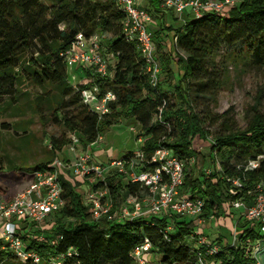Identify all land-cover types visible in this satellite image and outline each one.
I'll return each mask as SVG.
<instances>
[{
    "label": "trees",
    "instance_id": "trees-1",
    "mask_svg": "<svg viewBox=\"0 0 264 264\" xmlns=\"http://www.w3.org/2000/svg\"><path fill=\"white\" fill-rule=\"evenodd\" d=\"M145 9L149 15L163 18L157 0H149ZM124 18L123 9L114 0H0V111L16 118L0 123V128L18 135L17 147L22 152L38 141L28 129L34 118L43 130L48 124L63 129L59 136H48L45 157L33 166H11L0 174L6 184L0 185V195L6 192L5 188L32 179L34 171L48 169L57 153L72 143L66 132L77 134L86 148L120 118H128L140 125L137 137L143 142L137 150L144 159L134 157L137 150L127 152L122 156L126 167L129 160L134 170L151 167L147 162L154 150L164 147L184 162L180 193L203 199L200 216L207 217L214 208H221L226 215L225 207L228 211L235 200L251 205L256 185L261 184L264 191V112L251 107L240 128L228 110L216 114L210 106L216 102L219 88L218 57L222 50L242 46L253 65H264V0H240L220 13L184 15L179 26L162 21L154 31L148 27L157 45L162 72L174 80L168 94L161 83L156 87L149 85L140 51L124 36ZM169 32L173 33V47L165 52L159 38L167 37ZM77 33L85 39L101 34L102 53L105 41L113 59L108 64L109 77L93 76L85 69L75 71L78 76L93 77L102 91H111L109 113L101 118L82 103L79 90L69 80L62 53L71 47ZM172 62L177 66L176 72L170 69ZM215 125V131L209 130ZM210 135L214 137L211 150L219 161L218 167L206 173V160L193 149L192 142L195 138L206 140ZM191 158L198 167L197 175L187 169ZM250 160L258 163L247 169ZM114 174L106 176L114 210L128 195H145L137 184L122 182ZM58 179L64 205L52 215L50 229H32L30 224L23 226L21 232L26 249L40 255L38 264H53L47 260L49 255L60 258L62 264H139L132 257V250L145 238L158 264H196L197 253L203 257L205 247L197 243L192 218L167 213L94 220L76 183L63 173ZM232 180L240 186H234ZM11 197L10 192L0 201L7 202ZM236 215V223L241 226L234 227L243 242L234 246L229 241L222 244L209 240L219 249L204 257L205 264H256L253 257L246 255L244 244L264 235L257 222L244 219L241 213ZM39 236L42 239H37ZM0 264L34 263L18 260L2 248L0 241Z\"/></svg>",
    "mask_w": 264,
    "mask_h": 264
},
{
    "label": "built area",
    "instance_id": "built-area-1",
    "mask_svg": "<svg viewBox=\"0 0 264 264\" xmlns=\"http://www.w3.org/2000/svg\"><path fill=\"white\" fill-rule=\"evenodd\" d=\"M114 1L125 13L122 22L124 36L136 44L145 62L148 83L151 87H156L161 83L163 72L157 45L148 28L151 16L146 11L145 6L149 0ZM157 1L163 10L170 11L182 19L188 10L192 16H199L205 11L220 13L234 6L240 0ZM102 39L103 36L99 33H94L88 39H85L81 33L76 34L71 47L62 53L67 70H71L73 73L71 78H74L76 69L89 70L93 76H110L108 62L101 50ZM72 85L79 90L81 101L89 111L95 113L99 118L109 113L107 102L112 96L111 91L108 89L102 91L93 77L79 75L78 82ZM71 140L73 145L78 142L75 135L71 136ZM100 141H102V135L97 136L96 140L85 151L79 153L73 163L68 165V169L75 177H85L83 197L89 204L88 211L94 220L103 217L107 219L114 217L136 218L145 214L159 216L167 213L193 220L200 218L204 205L203 199L180 193V188L184 182V162L181 159L171 154L168 149L157 147L147 162L151 167H144L141 170H134L132 160H129V165L126 167V162L122 157L110 159L100 164H90V147ZM134 157L139 160L144 159L143 153L139 150L134 152ZM257 163L256 160H250L246 168L252 169L257 166ZM48 167V169L34 171L27 187L15 194L9 201H0V241L2 248L9 250L22 262L30 261L38 264L41 257L37 252L26 249L25 242L21 238L23 229L21 226L32 224V228L40 229L46 220H50V217L59 212L64 205L58 177L66 165L62 160L55 158ZM111 168L119 176L123 174L127 182L137 184L141 190L143 189L145 192L143 198L128 195L119 208L114 210L113 199L106 184V176L109 175ZM232 183L234 186H240L237 180H232ZM96 184L99 185L94 188L93 186ZM254 192L251 205H247L241 200H235L232 206L241 210L244 219L257 222L256 226L264 235V191H262L261 184L256 185ZM144 203L146 204L145 207H143ZM195 233L198 234L197 231ZM238 233L239 231L234 228V233L230 238L231 245L236 246L243 242ZM37 239L40 240L42 237L39 236ZM50 243L53 244L54 241L52 240ZM197 243L204 246L205 251L203 257L200 252L197 253L196 264H205L204 257L216 253L219 249L217 244L209 242L208 239L200 235L197 238ZM255 243L251 257L255 259L256 264H260L261 257L264 256V237L255 240ZM149 249V241L145 238L141 244L133 248V259L139 264H144L142 256ZM59 259L49 255L47 260L53 264H62Z\"/></svg>",
    "mask_w": 264,
    "mask_h": 264
},
{
    "label": "rangeland",
    "instance_id": "rangeland-1",
    "mask_svg": "<svg viewBox=\"0 0 264 264\" xmlns=\"http://www.w3.org/2000/svg\"><path fill=\"white\" fill-rule=\"evenodd\" d=\"M150 16L152 21L150 29L154 31L159 27V24L164 21V18H159L156 15ZM168 16L169 15H167L166 19L169 20ZM169 43L170 40L165 43V45ZM102 46L103 53H105L106 55V60L108 64L111 65L113 63V59L110 54L107 53L105 41L102 43ZM168 48L169 47H166V49ZM218 58L220 69V83L217 95L215 97L216 102L214 104H211V110L216 114L228 110L229 114L235 119L237 126L242 128L245 124L244 116L251 107H256L259 111L264 112V65L260 67L253 65L249 57L245 55L243 47L239 45L231 46L226 50H222V54H220ZM170 69L173 72H176L177 66L172 62L170 64ZM68 74L70 77V82L72 84L78 82L79 76L76 75V73L74 78H71V76L73 75L71 70H68ZM173 81L174 80L172 78H166L164 80L165 86L162 88V90L166 91L167 94L172 89ZM14 120H16V118L10 117L7 112L0 111V123H10ZM32 121L33 122L32 124H30L28 129L38 141H34L33 143H31L30 146H28V148L23 152L17 147L19 140L17 139L18 135L11 132H6L2 128H0V174L4 172L7 167L11 166H13L14 168L33 166L36 162L45 157V152L48 148V136H59L63 132L62 127L52 124H48L43 130L35 118ZM215 129L216 125L209 127V130L211 131H215ZM140 132V125L136 121L128 118H120L116 124L109 126L102 133V141H100L97 145H91L89 150L91 161L89 163L95 164L101 161L100 155L102 154H113V158L116 159L126 154L127 152L135 150L138 146H140L137 143L136 139L137 134H140ZM66 134L70 138L72 135H75L74 133L70 132H66ZM75 136L78 138V142H76L74 145L72 143V145L64 147L62 151L57 153V159L62 160V162L64 161L66 168L63 169L62 173L65 174L66 178H68L72 182H75L77 190H79L83 194L85 177H75L70 173L68 165L73 163V159L72 161L67 160L66 156L68 155H66L65 152L67 153L68 151L72 154H78L79 152L85 151L89 145L86 148L82 147L79 142V137L77 136V134ZM213 140L214 137L210 135L206 140L195 138L192 142L193 149L202 154V156H204L206 160L204 166L206 173L211 172L214 166L218 167L217 163L219 159L217 155H215L211 150ZM95 159L97 162H95ZM214 162L216 163L214 164ZM187 169L192 172L193 175H197L198 167L195 165L194 158H191L189 160ZM114 173L115 171L113 170L109 172V174ZM114 176L121 179L122 181H125V176L123 174L119 176L115 173ZM30 182L31 179L28 181H23L13 188H5L6 192L0 195V199L4 200V196L8 195V193L10 192L13 197L15 194L25 189ZM0 185L5 186L6 184L4 181L0 180ZM140 194L143 195L144 192H141ZM229 209L230 211H227V208L225 207L226 215L223 214L221 208H214L209 211V215L207 217L200 216V220L198 218H195L192 221L193 226H195L199 230H197L198 234H195L196 238L197 235L198 238L200 235L210 241L215 239L223 244L229 237V229L226 227L225 218H230V214L232 212H236L237 210L233 209L232 205L229 206ZM231 215L235 217L237 216L234 213H232ZM215 216H217V218H215ZM51 220L52 216L50 217V220H46L42 228L39 229L34 227V229H50ZM230 224L231 228H233V226L237 223L231 222ZM236 226H241V224H237ZM21 228H23V225L21 226ZM231 232L233 234L234 229H232ZM189 241L191 242L192 240L190 239ZM228 241L230 242V238ZM255 244V241L252 240L244 244V247L249 250H246V255H248L249 257L251 256V252L254 249ZM142 257L146 264H158L157 258L152 251L144 253ZM261 259L264 260V256H262Z\"/></svg>",
    "mask_w": 264,
    "mask_h": 264
},
{
    "label": "crops",
    "instance_id": "crops-1",
    "mask_svg": "<svg viewBox=\"0 0 264 264\" xmlns=\"http://www.w3.org/2000/svg\"><path fill=\"white\" fill-rule=\"evenodd\" d=\"M146 5H148V3H146ZM163 12H164V15H163V18H164V21H165V23L166 24H169V25H172V26H179V24L183 21V18H184V15H190L191 16V14H190V12H189V10L188 11H186V13L182 16V19H179L177 16H175L172 12H170V11H167V10H163ZM167 15H169L168 17H169V20L168 19H166L167 18ZM177 17V19H175ZM152 22V21H151ZM151 22L149 23V27H150V25H151ZM173 33L172 32H169L168 33V35H167V37H165V38H159V41H160V43H161V46H162V48H163V50L166 52V51H171L172 50V47H173V38H172V35ZM170 40V43L169 44H167V45H165V43H167L168 41ZM166 47H169L168 49H166ZM167 78V76H166V74L163 72V77H162V80H161V88H163L164 86H165V82H164V80ZM164 82V83H163ZM136 139H137V143L139 144V145H141L142 144V142H143V140H142V138L140 137V139H138V137H136ZM98 144V143H97ZM97 144H94V145H97ZM139 148V146L135 149V150H137ZM135 150H132V151H135ZM79 153H81V152H79ZM78 153V154H79ZM65 154L66 155H68V156H66V159L67 160H70V161H72V159H73V162L75 161V158H76V156L78 155V154H72L71 152H68L67 151V153L65 152ZM123 156V155H122ZM121 156V157H122ZM118 158H120V157H118ZM110 159H114L113 158V154L112 155H110V154H102V155H100V160L101 161H99V162H97L96 161V159H95V162H97V163H102V162H106V161H108V160H110ZM67 160H65V161H67ZM64 162V161H63ZM113 169L111 168V170L110 171H112ZM69 171H70V173L72 174V172H71V170L69 169ZM126 180V179H125ZM123 182V181H122ZM141 198H143V197H141ZM146 206V204L144 203L143 204V207H145ZM228 211H230V209L228 208ZM232 212V211H231ZM232 213H234V214H239V213H241V210L240 209H237L236 210V212H232ZM231 213V214H232ZM143 216H149V215H147V214H145V215H143ZM230 218H225V220H226V227L229 229V237H228V239L224 242V243H226L228 240H229V238H231V235H232V232H231V230L232 229H234V226H233V228H231V222H236V217L235 216H233V215H230L229 216ZM235 217V218H234ZM198 229L195 227V231H197ZM199 231V230H198ZM204 232V231H203ZM145 259H146V256H145Z\"/></svg>",
    "mask_w": 264,
    "mask_h": 264
}]
</instances>
